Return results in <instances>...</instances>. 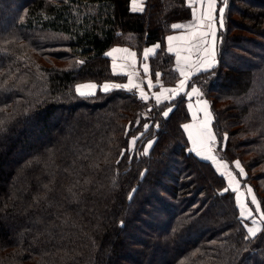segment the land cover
Masks as SVG:
<instances>
[{
    "label": "trees",
    "instance_id": "1",
    "mask_svg": "<svg viewBox=\"0 0 264 264\" xmlns=\"http://www.w3.org/2000/svg\"><path fill=\"white\" fill-rule=\"evenodd\" d=\"M8 1L0 2V264H114L130 247L136 256L120 264H264V222L250 235L227 178L190 148L186 93L157 104L124 88L77 91L126 79L107 55L117 45L140 56L159 43L152 78L177 85L166 37L193 17L187 0H146L141 12L131 0ZM217 57L189 87L210 101L216 151L235 173L239 160L264 211V0H227ZM31 124L43 126L32 143ZM130 226L137 245L119 248Z\"/></svg>",
    "mask_w": 264,
    "mask_h": 264
},
{
    "label": "snow or ice",
    "instance_id": "2",
    "mask_svg": "<svg viewBox=\"0 0 264 264\" xmlns=\"http://www.w3.org/2000/svg\"><path fill=\"white\" fill-rule=\"evenodd\" d=\"M190 6L193 7V20L195 23H189L188 25H183V24H174L172 25V28L174 29H189L190 31L185 35V36H170L168 37L169 41V51H175L177 53V61L178 65L180 64L181 61L185 65L195 67L197 71L201 70H208L209 68L214 67L215 65V37H216V17L214 16V11H215V6H216V0H206L207 3V8L206 11H204L202 14L197 15V9L194 5L200 4L202 7L205 4V0H189ZM224 3H227V0H224ZM134 8L133 10H137L135 7L136 0H133ZM139 10H143L142 6L139 8ZM205 21H207V31H201L200 29L204 26ZM224 24V18H223V9L220 10V15H219V25L222 28ZM211 36L212 41L211 44H209V41L205 39L206 37ZM200 38L198 44L192 43V41L197 40V38ZM174 40H184L185 42L188 43V47L183 49V51H186L188 54L181 56L180 51L177 48L172 47V41ZM158 47V46H157ZM195 49V51L198 53L197 60L193 61L192 60V52ZM153 49H146L144 52V57L147 58L150 53L154 52ZM128 52L129 50L127 49H114L113 52ZM107 55H112V53H108ZM133 65H135V53H129ZM82 63V61H81ZM116 64H113V68L115 70ZM143 70L145 73L148 72V66L145 64L143 66ZM178 70L180 71L181 76L184 77L179 82L178 88L175 89H168V88H162V91L160 93H154L153 96L156 100V102L159 104L162 102V99H170L171 97L167 95L168 93H171L172 96H175L178 94V92L184 91L186 82L190 78V76L193 74L191 71H185L183 67H179ZM157 77L160 75L159 73L156 74ZM132 74H129V84L127 85H109L105 84L103 85V90L105 92L109 91L110 88L112 87H124V88H140V85L136 84L132 78ZM148 86L153 87L154 85L152 84L151 80H148ZM96 88L95 84H86V85H80L77 87V91L80 93L82 96L86 95H92L94 94V90ZM140 95L141 98L144 100H148L149 97L148 95L143 91V89H140ZM189 95H201L199 92V89L193 88L192 92L189 93ZM198 104H201V110L204 113V120L200 122V124L197 125H184L183 127L188 130L189 136L192 140L193 143V149L192 151H195L199 156L205 159H212L216 160L215 156L212 155V146L215 142V135L212 133L209 124L211 121V114L208 111V102L205 101H198ZM171 111V109H169ZM165 116L168 115V112L164 113ZM195 116V112L193 113ZM226 139V137H225ZM133 144H135V140L132 141ZM151 145H149L150 147ZM217 166L220 169H227V164L226 163H221L220 161H216ZM235 167L240 169L241 173H243V169L240 165L239 161L235 162ZM223 175L228 176V183L229 186L231 187L233 184H238L239 181L235 180L231 172L224 171L222 172ZM228 189H225L227 191ZM249 193L252 192L251 188L249 187L247 190ZM244 193L240 194V199L243 201L244 199ZM251 202L256 205L257 209L260 207V202L257 200L256 196L254 194L251 195ZM241 215L245 216H251L252 215V210L247 207L246 204L243 202L241 203ZM261 217H264V211H261L259 213ZM261 229L259 227H253L249 228L248 231L252 236H255L258 231Z\"/></svg>",
    "mask_w": 264,
    "mask_h": 264
},
{
    "label": "crops",
    "instance_id": "3",
    "mask_svg": "<svg viewBox=\"0 0 264 264\" xmlns=\"http://www.w3.org/2000/svg\"><path fill=\"white\" fill-rule=\"evenodd\" d=\"M145 1L146 0H136L135 7H136L137 10H133L134 4H133V0H131V9L133 11H136V12H141L142 10H139V8L142 6V9H144ZM187 2L190 5L189 0H187ZM194 6L197 9V15H200L204 11H206V8H207L206 0H205V4L203 5V7L200 4H196ZM217 7H218V0H216V6H215L216 10H217ZM189 23H195V21L193 20V17L191 19H189V20L176 22L175 24L188 25ZM205 28H206V26L204 25L200 30L201 31H205ZM189 31H190L189 29H176L175 32L168 34L167 37H166L167 48L169 49V46H170L169 45V41H168V37H170V36H185ZM199 40H200V38L198 37L197 40L192 41V43L198 44ZM171 46L181 50L180 51V55L181 56H184V55L188 54L186 51H183V49H185L186 47L189 46L188 43L185 42L184 40H174V41H172V45ZM216 46H217V41H216ZM153 48L155 49L154 52L150 53L148 55V57L145 58L144 57L145 50L146 49H153ZM158 48H159V43H155V44H151L149 46H146L144 48V50L142 51V54L139 56L138 53L134 49H132V48H130L128 46H121V45L114 46V47H112L111 49H109L107 51V54L110 53V52L112 53L111 56L108 55L110 57V59H111L112 68H113V64L114 63L117 66L115 68V70L113 68V72L116 73V74H120V75L125 76L126 79L123 82L108 81V82H104L102 84H98V83H95V82H86V83L79 84V86L80 85H86V84H95L96 85V88L94 90V94H95V93L98 92V90L104 91L102 86L105 85V84H109V85H127V84H129V74H132V76H131L132 80L136 84L140 85V88L112 87V88H110L109 91H111V90H113L115 88H124L126 90H131V91L132 90H136L140 94V89L141 88L146 93V92H149L150 90H153V88L155 89V87L159 86V85H160L159 86L160 90H162V88L175 89V88H178L179 82L182 79H184V77L181 76L180 71L178 70L179 67H183L185 71H191L193 74L187 80L184 91L178 92V94H176L175 96H178V95L183 94V93L187 94V96L189 98L188 107H189V112H190L191 118H190L189 121L184 123V125H197L198 126L200 124V122L204 120V117H203L204 115H202L203 111L201 110V104H198V101H205L206 100L208 102V111L209 112H211V104H210V101L207 98H203V97L201 98L200 95L199 96H197V95H189V93L192 92V89L196 88V87H192V88L189 87V81H190L192 76H194L195 74H197V73H199V72H201L203 70L197 71L195 67H191V66L185 65L183 63V61H181L180 64L178 65L177 53L175 51H169L168 50L169 52L174 54L175 67L179 71L180 79H179L177 85H175V86L174 85L173 86L163 85L161 80H160V78L159 79L158 78L157 79H153L152 75H151L150 58L156 54ZM114 49H127L129 51L128 52H123V51H121V52H113ZM129 53H135L136 54L135 55V65H133L132 59H131ZM197 56H198V53L194 49L193 52H192V60L196 61L197 60ZM145 64H147V66H148V72L147 73H145L144 70H143V66ZM148 80L152 81V84L154 85L153 87H149L148 86ZM153 93H156V91H154ZM168 94H171V93H168ZM150 97H149V99H150ZM194 112H195V116L193 115ZM211 126H213V123L210 121V124H209L210 129H211ZM211 131H212V133H214L213 128H212ZM186 133H187V135L189 137L190 144H191L192 140H191V138L189 136L188 130H186Z\"/></svg>",
    "mask_w": 264,
    "mask_h": 264
},
{
    "label": "rangeland",
    "instance_id": "4",
    "mask_svg": "<svg viewBox=\"0 0 264 264\" xmlns=\"http://www.w3.org/2000/svg\"><path fill=\"white\" fill-rule=\"evenodd\" d=\"M221 1V3L219 4V0H218V7H217V10L215 9V11H214V16L216 17V21H217V23H216V37H215V65L217 64V60H218V57H217V53H218V30H219V28H220V25H219V15H220V10L221 9H223V18H224V11H225V9H226V6H227V3L225 4L224 3V0H220ZM0 2H2V4L3 5H7L8 3H9V1L8 0H2V1H0ZM207 21H205V23H204V25L206 26V28H207ZM205 28V31H207L208 29H206ZM205 39H207L208 41H209V44H211V41H212V37L211 36H208V37H206ZM216 41H217V46H216ZM214 65V66H215ZM245 66H248V65H246L245 64ZM246 68V67H245ZM247 72V71H246ZM159 79V78H158ZM160 86V85H159ZM159 86H156L155 87V89L153 88V90H150L149 92H146V94L148 95V97H150V99H148V100H145V101H154V102H156V100H155V98L152 96L154 93V91H156V93H160L162 90H160V88H159ZM192 87H196V88H198L199 89V92H200V94H201V90H200V88L197 86V85H194V86H191V88ZM158 88V89H157ZM132 91H135L140 97H141V95L136 91V90H132ZM152 95H151V94ZM167 95H169L171 98L170 99H162V102H170L171 100H173V99H175L176 97H178V96H172V94H167ZM201 96V98H202V94L200 95ZM204 98V97H203ZM161 102V103H162ZM157 103V102H156ZM158 104V103H157ZM172 108H173V106L171 105L170 107H168L166 110H165V112H168V114L170 113V111H169V109H171L172 110ZM210 114H212L211 115V122L213 123L214 122V116H213V112H212V109H211V112H210ZM59 115H60V113L58 112V111H56V113L54 114V116L51 118V119H49V122H48V124H49V126L47 127V131H53V130H55L54 128V126L58 123V121H59ZM202 115H204V113H202ZM67 116H69V115H67ZM204 117V116H203ZM42 125L41 126H36L35 124L34 125H32L31 124V126H30V128H29V130L25 133V135H26V137L30 140V142L32 143V141L34 142V141H36V140H38L39 139V136H40V134H41V132L43 131L42 130ZM212 128H213V131H214V127L213 126H211V130H212ZM214 135H215V142H214V144H213V146H212V155H214L215 156V158H216V160L214 161V160H212V159H207V160H210V161H212L213 162V164H214V166L217 168V170L222 174V172H224V171H227V172H231L232 173V175H233V177L235 178V180H237V181H239V183L238 184H233L230 188L233 190V191H235L236 192V194H237V199H238V203H239V206H240V210H241V212H242V209H241V203L243 202L244 204H246L247 205V207L248 208H250L251 210H252V215L251 216H245V215H241L242 217H243V219H245V220H247L248 221V223L246 224V227H247V229H249V228H253V227H259L260 229L262 228V225H263V222H264V217H261L260 215H259V213L262 211L261 210V206L259 207V209H257V207H256V205L255 204H253L252 202H251V195L252 194H254L255 196H256V194H255V192L253 191V189H252V187L250 186V185H248V184H243V182H242V179H240V177L242 178V177H245L246 176V172H245V170H244V168L242 167V165H241V167H242V169H243V173H241V171H240V169H238V168H236L237 169V173H235L234 171H232L231 170V168H230V166H229V164L227 163V162H225L223 159H221L220 157H219V154H218V151H216V147H217V135H216V133L214 132L213 133ZM47 139L48 138H46L45 139V141H47ZM133 140H135V144H133L132 143V141ZM136 143H137V138H132L131 139V142H130V147L131 148H134V146L136 145ZM154 142L152 141V140H150L149 142H147V145H146V147H148V149L149 148H151L152 147V144H153ZM192 145L190 146V148H191V150L193 149V143H191ZM149 145H151L150 147H149ZM28 148L29 149V147L30 146H26V145H22L21 147L19 146V148ZM148 150H146V152H147ZM195 152V151H194ZM196 153V152H195ZM197 154V153H196ZM198 155V154H197ZM199 156V155H198ZM13 157H14V159L15 160H17V159H19L20 157H21V154L17 151V152H14L13 153ZM199 157H201V156H199ZM202 158V157H201ZM205 159V158H204ZM216 161H220L221 163H226L227 164V169L226 170H224V169H220L218 166H217V163H216ZM237 161H239V160H237ZM169 165H170V162H169ZM173 170H171V172H172ZM238 173H239V175H240V177H239V175H238ZM226 178H227V180H228V176L227 175H224ZM165 181H167V180H165ZM159 186V182L158 183H156V184H151V188L150 189H152V190H157V187ZM251 188V190H252V192L251 193H249L247 190H248V188ZM241 193H244L245 195H244V199H243V201H241V199H240V194ZM153 196V195H152ZM256 198H257V196H256ZM151 199H153V198H150V201L152 202V200ZM257 200H258V198H257ZM259 201V200H258ZM165 214V213H164ZM136 217V216H135ZM248 231V230H247ZM248 233H249V231H248ZM250 234V233H249ZM251 235V234H250ZM140 236V233L138 232V230H137V228L135 229V228H131V226L129 227V229H127L124 233H123V239L121 240V244L118 246L119 248H127V244H132V246H135V245H137V241L136 240H138L139 238H137V237H139ZM143 239H145L144 237H143ZM125 253L126 254H124V255H119V256H116L114 259H115V261H114V264H120V263H122V262H130L129 260H130V257L131 256H136L134 253H135V251L130 247L127 251H125ZM127 254H130V257H129V255H127ZM141 258V257H140Z\"/></svg>",
    "mask_w": 264,
    "mask_h": 264
}]
</instances>
